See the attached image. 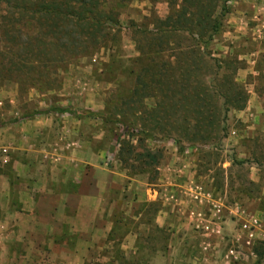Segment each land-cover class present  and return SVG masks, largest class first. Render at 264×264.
I'll return each mask as SVG.
<instances>
[{"label": "rangeland", "instance_id": "obj_1", "mask_svg": "<svg viewBox=\"0 0 264 264\" xmlns=\"http://www.w3.org/2000/svg\"><path fill=\"white\" fill-rule=\"evenodd\" d=\"M226 5V27L214 37L210 50L215 58L234 53L244 61L237 77L249 99L245 109L229 112L228 136L220 147L186 143L181 148L175 138L143 135L139 141L140 136H135L137 151L144 155L151 151L160 161L157 166L141 167L130 160L134 166L128 167L118 156V139L127 134L124 122L105 125L99 119L76 116L116 103L117 111L128 115L124 102L136 85L130 60L140 54L134 30L153 16L165 18L170 12L166 0H134L124 7L120 49L101 50L69 64L60 72V87L21 91L13 82L0 87V131L6 130L0 136L6 137L0 145V264L92 262L106 249L96 247L107 239L106 227L111 230L114 225L115 206L104 205L101 238L72 234L68 224L59 225L60 234L29 236L20 232L12 215V210L20 208L14 188L20 178L13 161L23 159L21 152L29 150H18L19 144L42 151L36 163L43 169H89L94 163L102 169L103 187L107 181L115 182L113 190L124 187L115 207L118 220L127 221L130 229L141 222L149 264H264V95L256 91L258 84L251 76L256 75V60L264 54V0H228ZM156 106L162 108L153 99L136 105L140 113ZM52 107H66L74 113L49 112ZM14 124L24 125L26 133H33L32 139L26 135L20 143L14 142ZM149 127L143 126L144 133ZM47 153L53 155L46 157ZM142 159L144 162L145 157ZM30 169L33 172V165ZM117 196L108 193L109 199L117 201ZM155 226L164 233L159 234ZM44 229L37 231L46 232ZM136 242L129 235L123 249L135 250Z\"/></svg>", "mask_w": 264, "mask_h": 264}, {"label": "trees", "instance_id": "obj_2", "mask_svg": "<svg viewBox=\"0 0 264 264\" xmlns=\"http://www.w3.org/2000/svg\"><path fill=\"white\" fill-rule=\"evenodd\" d=\"M132 1L0 0V87L13 82L21 91L53 90L61 86L60 72L69 64L101 50L118 51L122 9ZM166 1L170 12L165 18L153 16L149 23L136 25L134 30L140 54L130 60L136 85L124 102L128 115L117 111V103L105 110L76 114L99 119L105 125L124 122L127 134L118 139V156L128 167L135 161L141 167L157 166L160 161L151 151L146 155L137 151L135 136H140L139 141L143 135L175 138L181 148L186 143L220 147L228 136L229 112L245 109L249 99L237 77L244 61L234 53L215 58L210 50L214 37L226 27L228 0ZM262 62L264 54L256 60V75L251 76L258 84L256 91L264 95ZM148 99L162 108L156 106L140 113L136 105L143 106ZM49 112L74 113L66 107H52ZM149 125L144 133L143 126ZM118 214L115 209L114 225L99 246L106 249L94 256L93 263L85 264H149L142 245L147 240L144 233L139 232L135 250L123 249L131 229L127 221L118 220ZM154 229L164 233L163 228Z\"/></svg>", "mask_w": 264, "mask_h": 264}, {"label": "crops", "instance_id": "obj_3", "mask_svg": "<svg viewBox=\"0 0 264 264\" xmlns=\"http://www.w3.org/2000/svg\"><path fill=\"white\" fill-rule=\"evenodd\" d=\"M13 130H15L14 142L16 140L20 143L21 139L27 137L26 135H29L28 138L31 136L32 139L33 133H26L24 125L14 124ZM4 133H6V130L0 131V136ZM5 138V136L3 139L0 137V145ZM18 150H29L28 153L21 152L25 155L23 159L17 158L13 161V167L20 178L19 184L14 185L15 190H17L20 208L12 210V215L20 232L29 236L54 234V231L55 234H60L62 229L59 225L68 224L72 234L101 238L103 236L101 225L103 206L117 207L118 202H120L118 199L126 189L118 187V189L113 190L115 187L114 181H107L103 187L102 169L98 164L93 163L89 169H71L66 166L51 167L48 170L47 168L43 169L41 165L36 163L39 162V152H42L38 151V148L25 149L19 144ZM49 154L52 153H47L45 156L47 157ZM59 159L62 160V157H58ZM32 165L33 172L30 169ZM119 175L130 178L127 174L119 173ZM7 184L9 186L7 188L10 190L11 185L9 182ZM112 191L118 195L117 201L116 198H108V193L110 194ZM115 207L114 209H116ZM159 218L158 215L157 221ZM43 227H45L46 232H39ZM141 227L142 224L135 229H131L128 236H134L137 239L139 232L143 233ZM110 228L106 227L105 235L110 233ZM38 229L39 231H37Z\"/></svg>", "mask_w": 264, "mask_h": 264}]
</instances>
